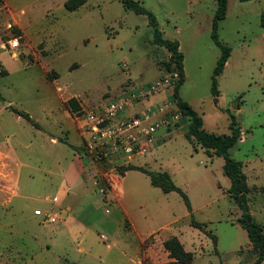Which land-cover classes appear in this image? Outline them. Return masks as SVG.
Masks as SVG:
<instances>
[{"label":"rangeland","instance_id":"obj_1","mask_svg":"<svg viewBox=\"0 0 264 264\" xmlns=\"http://www.w3.org/2000/svg\"><path fill=\"white\" fill-rule=\"evenodd\" d=\"M140 1L163 36L179 41L185 78L178 93L203 127L227 133V109L235 114L241 135L229 155L242 162L250 211L264 226V0H227L217 32L230 54L216 76V101V0ZM64 2L0 0V264H180L163 245L171 234L193 252L189 264H250L256 252L227 192L223 156L187 136L185 115L161 124L143 151L123 148L125 133L118 134L129 118L173 100V88L138 94L173 71L147 16L120 0H86L74 9ZM72 96L78 113L67 102ZM120 98L130 100L98 124L115 123L116 132L92 130L89 113ZM125 163L169 171L191 211L178 191L151 184L146 172L119 174L115 165Z\"/></svg>","mask_w":264,"mask_h":264},{"label":"trees","instance_id":"obj_2","mask_svg":"<svg viewBox=\"0 0 264 264\" xmlns=\"http://www.w3.org/2000/svg\"><path fill=\"white\" fill-rule=\"evenodd\" d=\"M86 0H65V6L68 9H74ZM123 6L127 9L133 10L136 13L145 14L148 18V22L152 28L153 42L165 46L170 51L169 60L166 62L167 67L170 70H176L179 74L177 81L173 87L172 99L174 101L173 109H178L188 119L187 123V136H193L197 143L203 146L209 153H215L222 155L224 162L222 164L223 172L230 179V185L227 188V192L232 196L240 210V214L237 217V221L246 230L249 242L255 250V258L250 264H264V226L257 221L250 211L248 204V196L246 194L248 184L246 180V174L242 168V162L229 155V148L233 146L241 135L240 126L237 123L235 114L231 110L227 109L229 113V132L227 133H215L208 131L203 127V118L200 113L195 110L188 102L182 99L178 93V87L185 78L183 69V53L179 47V41L175 38L164 37L162 30L159 27L157 17L155 13L145 7L140 0H120ZM227 0H216V6L212 15L211 21V36L215 43L220 47V54L216 59L215 66L213 68L211 76V93L214 96L215 101L219 95V89L217 87L216 76L223 70L227 58L230 54V46L221 41L218 37V24L226 14ZM261 24L264 26V12L260 15ZM68 104L74 112H80L81 108L76 97L72 96L68 99ZM234 106L238 108L240 102L237 101ZM13 111L22 115L28 119L31 123L37 125L38 123L30 117V115L23 110L12 108ZM79 148V147H78ZM119 174H124L128 169H139L148 174L150 183L160 187L163 191L176 190L182 196L186 207L189 212L191 211V204L186 192L179 187L171 177L169 171L163 170H149L140 165L125 163L115 165ZM190 223L198 227L199 229L209 233L214 243L216 242V235L211 233L203 226V222L191 217ZM164 247L168 250L169 255L175 258V261L180 264H189L193 258V252L186 250L179 237L175 234L167 236L163 240Z\"/></svg>","mask_w":264,"mask_h":264},{"label":"built area","instance_id":"obj_3","mask_svg":"<svg viewBox=\"0 0 264 264\" xmlns=\"http://www.w3.org/2000/svg\"><path fill=\"white\" fill-rule=\"evenodd\" d=\"M17 42L15 41L14 44ZM179 74L176 70L170 72V74L165 75L163 79H158L154 83L139 88V95L143 97L152 91H158L161 88H173L175 82L177 81ZM132 96L136 97V94ZM130 99L120 98L118 100L109 101L103 107L97 109V111H91L89 117L95 119L96 122L92 124V130L101 131L102 136H111L116 132L115 123L106 124L105 127H100L99 122L103 121L105 118H112L117 110L123 108L125 104L129 102ZM174 101L166 97L163 101L158 103H151L145 109H142L138 116H132L126 122L123 129H120V134L125 133L126 138L121 137L123 142V148L128 152L143 151L145 147L144 144L153 143V133L161 126L163 123H168V121L176 120L179 113L178 109H173ZM175 111V112H171ZM35 213H40V209H35Z\"/></svg>","mask_w":264,"mask_h":264},{"label":"crops","instance_id":"obj_4","mask_svg":"<svg viewBox=\"0 0 264 264\" xmlns=\"http://www.w3.org/2000/svg\"><path fill=\"white\" fill-rule=\"evenodd\" d=\"M83 163V160L81 161V164ZM80 166V165H79ZM78 166V167H79ZM81 167V166H80ZM78 170H80V168H78ZM64 185H66V183H62V185H61V187L59 188V190H58V193H60L61 192V194L63 193V192H65V188L64 187H67V186H64ZM131 223H132V226H134V224H133V222L131 221ZM182 242V241H181ZM183 243V242H182ZM183 246H184V244H183ZM185 248V247H184ZM175 259V258H174Z\"/></svg>","mask_w":264,"mask_h":264}]
</instances>
